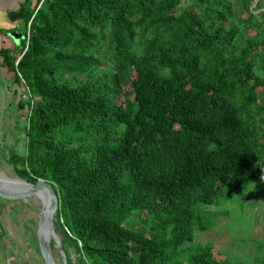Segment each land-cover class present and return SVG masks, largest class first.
I'll return each instance as SVG.
<instances>
[{"label": "trees", "instance_id": "trees-1", "mask_svg": "<svg viewBox=\"0 0 264 264\" xmlns=\"http://www.w3.org/2000/svg\"><path fill=\"white\" fill-rule=\"evenodd\" d=\"M252 2L24 0V26L0 25L1 66L30 94L12 164L52 184L83 264H243L194 239L215 226L205 207L264 175Z\"/></svg>", "mask_w": 264, "mask_h": 264}, {"label": "rangeland", "instance_id": "rangeland-1", "mask_svg": "<svg viewBox=\"0 0 264 264\" xmlns=\"http://www.w3.org/2000/svg\"><path fill=\"white\" fill-rule=\"evenodd\" d=\"M259 1L253 0L250 6L256 14L264 13V2ZM191 3L183 0L184 6ZM259 18L264 23V17ZM7 45L9 38L0 35V48ZM29 100L27 89L15 84L13 74L0 61V185L8 192H23L15 184L24 179L18 175L11 156L25 155ZM46 203L47 198L39 194L19 200L0 197V264H45L38 235L40 216L47 213ZM205 209L215 215V226L206 232L197 230L195 244H212L219 260L243 264H254L255 258L264 254V175L233 201ZM60 225L55 216L54 230L62 246L61 251L52 238L55 263L83 264L80 254L65 240Z\"/></svg>", "mask_w": 264, "mask_h": 264}, {"label": "water", "instance_id": "water-1", "mask_svg": "<svg viewBox=\"0 0 264 264\" xmlns=\"http://www.w3.org/2000/svg\"><path fill=\"white\" fill-rule=\"evenodd\" d=\"M9 18L12 22H15L17 20L26 19V17L19 12L9 13ZM11 37L14 38L15 40H19L23 37V35L17 34V33H11ZM22 181L31 186V189L29 191L27 192H8L4 190L2 185H0V197L5 198V199L19 200L22 198H26V197L38 194L41 188L45 190V193L49 200L48 213H47L48 220H47V227H46L47 237H44L41 234L44 224L46 223V214H41L40 221H39L38 241H39L42 256L45 260V264H56L52 256L51 242H52V238H54L55 245L62 251V246L60 244L59 238L55 234V230H54V220L55 219L53 217L58 208V204H59L58 196L52 184H50L49 182L43 179H38L36 184L30 183L26 180H22Z\"/></svg>", "mask_w": 264, "mask_h": 264}, {"label": "crops", "instance_id": "crops-1", "mask_svg": "<svg viewBox=\"0 0 264 264\" xmlns=\"http://www.w3.org/2000/svg\"><path fill=\"white\" fill-rule=\"evenodd\" d=\"M24 0H0V25L4 27V29L10 28H21L23 24V20H17L12 22L9 18V13L11 12H19L20 6Z\"/></svg>", "mask_w": 264, "mask_h": 264}, {"label": "bare ground", "instance_id": "bare-ground-1", "mask_svg": "<svg viewBox=\"0 0 264 264\" xmlns=\"http://www.w3.org/2000/svg\"><path fill=\"white\" fill-rule=\"evenodd\" d=\"M15 184H17V185H16V186H17V189H21L23 192H27V191H29V190L31 189V186L28 185V184H26V183H24L23 181H21V182L16 181ZM18 185H21V186H18ZM38 194H39L41 197H45V198H47L46 212L48 213L49 200H48V197H47V195H46V193H45V190H44L43 188H41L40 191L38 192ZM58 208H59V204H58ZM58 208H57V210H58ZM57 210H56V212H55V214H54V216H53L54 219H55V216H56ZM47 213H46V223L44 224V227H43L42 232H41L42 236H44V237H47V233H46V230H47V229H46V227H47V220H48V215H47ZM43 214H45V213H43ZM55 234H56V233H55ZM56 236L58 237L57 234H56Z\"/></svg>", "mask_w": 264, "mask_h": 264}]
</instances>
